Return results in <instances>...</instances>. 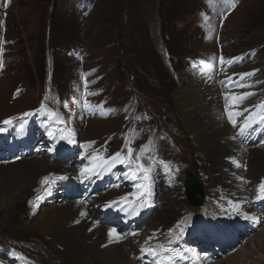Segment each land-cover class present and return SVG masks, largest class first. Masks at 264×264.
<instances>
[{
    "label": "rangeland",
    "instance_id": "rangeland-1",
    "mask_svg": "<svg viewBox=\"0 0 264 264\" xmlns=\"http://www.w3.org/2000/svg\"><path fill=\"white\" fill-rule=\"evenodd\" d=\"M0 62V128L27 135L35 127L26 138L27 144L35 147L30 146V155L27 145L14 150L18 154L9 161L2 156L0 165L38 158L51 162L50 150L57 148L62 138L64 145L74 143L77 155L57 161L62 167L83 164L95 153L100 164L106 165L120 153L123 162H114L106 177L108 188L98 187L110 193L97 195L108 197L114 195L113 190L123 193L116 187L115 177L124 181L125 173L132 174L133 182L153 188L147 189L154 198L148 218L132 228L128 217L122 215L113 228L126 241L136 237L137 244L143 238L151 241L146 251L130 254L133 264L157 263L170 257L176 264H264V196L256 195L262 193L248 184L252 177L249 159L241 166L248 178L240 199H250L252 216L260 219L251 234L240 236L237 246L231 242L213 257L201 241L191 240L197 245L189 240L187 255L179 248H173L180 251L178 256L164 251L177 242L171 241L169 232L183 234L189 226L196 233L198 225L201 231L208 227L221 232V224L242 226L249 218L240 211L217 207L210 163L190 136L175 96L181 83L190 86L184 80L190 71L224 69V75L232 73L227 77L232 80H224V87L233 81L241 88L248 85L234 98L238 103L223 105L225 121L244 147L264 152V120L260 119L264 116V0H0ZM242 111L245 115L239 117ZM8 120L11 122L4 123ZM92 123L98 124L93 127ZM41 124L52 135L60 134L47 138L41 133L44 127H37ZM244 124L250 125L245 137L241 133ZM19 135L11 133L8 139L0 136L2 149L21 144ZM38 148L44 152H37ZM128 164L132 167L127 168ZM140 165L148 170L147 178ZM168 169L176 172L171 179L178 176L177 183L167 182ZM231 175L232 184L226 186L239 189L241 181ZM193 177L207 196L202 209L189 204L185 191V184ZM260 179L250 183L260 186L264 176ZM58 180L47 199L51 204L63 192H78L77 186L66 189ZM69 180L80 181L65 177L63 183L72 186ZM38 185L26 198L15 200L8 213L0 210V264H22L23 260L28 264H84L26 226L31 199L44 191V186ZM91 200L92 205L91 201L87 205L90 215L102 220L105 213H98L104 206L97 199ZM147 202L152 205V200ZM112 216L108 222L115 221ZM207 217L209 225L205 226ZM232 229L224 228L225 241L234 237L236 228ZM153 241L159 242L153 245ZM235 254L238 256L232 257Z\"/></svg>",
    "mask_w": 264,
    "mask_h": 264
},
{
    "label": "bare ground",
    "instance_id": "bare-ground-1",
    "mask_svg": "<svg viewBox=\"0 0 264 264\" xmlns=\"http://www.w3.org/2000/svg\"><path fill=\"white\" fill-rule=\"evenodd\" d=\"M191 73L192 71H190V74L184 76V80L187 81L190 86L181 83L175 97L179 104V110L184 114V121L186 122L190 136L193 137L194 142L198 145L207 163H210L208 172L211 173L215 184V191L213 194L216 205L219 209L220 206H225L232 210L240 211L242 214L247 213V216L251 218L253 217L252 210H254V207L252 204L249 205L250 199H240L243 194L246 179L248 178V175L243 173L241 166L245 159H249L252 177L249 183H247L253 184L255 190L258 189L259 186L256 185L258 182L257 180L264 176V152H259L257 148L250 147L251 149H247L244 147L242 145L243 143L237 140L234 131L225 121L226 117L224 118V113L222 111L223 105L230 104L232 101L235 104L238 101V99H236V101L234 98H237L238 95L243 93L245 91V86L248 84L243 85L244 87L241 88L239 84L233 85L235 82L233 81L224 87V80H232L230 77L227 78L232 75V73L227 74L226 72L224 75V69H222L221 72L200 70ZM234 80H236V78ZM221 81L223 84H220ZM222 93L225 95L224 98L222 97ZM257 102L258 100L255 101V103ZM244 115L242 111L239 117ZM255 122L256 121H254V123ZM97 124L98 123H92L91 126L94 127ZM260 158L263 159L258 163ZM100 161L99 155L95 153L92 157H88L85 163L79 164L78 166L62 167L54 158L51 159V162L44 158H38L16 161V163H11L8 166L0 165V210L8 213L13 207L15 200L18 198H26L31 193L30 191L32 188L39 186L38 183L42 184L41 182H44L47 188L42 194L34 196L30 201V221L28 220L25 222L27 227L47 237L52 243L51 245L54 244L55 246L63 247L68 255L75 256L78 259L81 258L84 264H133L129 259L130 254H140L141 249H147L151 241L143 238L141 244H137L136 240L139 239L138 237L126 241L116 230L93 219L89 209L85 208L89 201H91L90 205H92L91 199L94 198V200L97 199L98 203L103 205L105 209H109L108 212L112 214V209L119 206L120 202L118 203L117 200H119L121 196V205L133 203V199L126 197L129 192L119 195L113 190L112 193L114 195H109L108 197L95 195L90 196L86 201L80 199L79 191H82V189H85V192L92 191L94 193L93 182L90 180L91 177H94V174L100 173L94 178L95 180L102 175L100 179L96 180V183H98L105 177L108 170L114 168L116 165V163L114 164L113 161H110L113 163H107L106 167H102L103 163L100 164ZM96 165L100 169H98ZM168 170L170 173H165V175H168V177H166L167 182L177 183L179 181L178 176L173 177V180L171 179V174L176 175V172L171 173V170ZM231 174L236 175L241 181V184L238 185L239 189L234 190L235 188L226 186L228 182L232 184V179L229 178V176H232ZM61 176L78 178L82 182L78 184L79 181L68 187L72 190L77 186L78 192L69 194L63 192V195L57 199L58 201L51 204L50 200L47 199L52 196L56 187V181ZM46 177L48 178L47 182H45ZM129 179H132V174L130 173ZM149 180L151 182L154 181L152 178H148V181ZM163 180L164 179H162V181ZM252 180L257 182L250 183ZM147 189L153 191L151 185H148ZM231 190L235 192L230 195ZM236 196L239 197V199L236 200ZM38 197L40 198L38 199ZM142 202V199H140V205H142ZM197 208L200 207H195V209ZM116 211L117 213L115 215L123 213L119 209ZM155 230L157 229L154 228V231ZM198 243H200V241ZM200 249L199 246V250ZM240 253H242V251ZM236 255L237 254L232 257L235 258L238 256ZM24 264H28L27 261ZM232 264H235V261H233Z\"/></svg>",
    "mask_w": 264,
    "mask_h": 264
},
{
    "label": "water",
    "instance_id": "water-1",
    "mask_svg": "<svg viewBox=\"0 0 264 264\" xmlns=\"http://www.w3.org/2000/svg\"><path fill=\"white\" fill-rule=\"evenodd\" d=\"M187 191H188L189 201L194 207H199L204 204V197H205L204 191L203 188L197 182L195 177L192 178V181H189L187 183Z\"/></svg>",
    "mask_w": 264,
    "mask_h": 264
},
{
    "label": "snow or ice",
    "instance_id": "snow-or-ice-1",
    "mask_svg": "<svg viewBox=\"0 0 264 264\" xmlns=\"http://www.w3.org/2000/svg\"><path fill=\"white\" fill-rule=\"evenodd\" d=\"M0 67H2V62H0ZM43 107V106H42ZM260 119L261 120H264V116H261L260 117ZM11 121L10 120H8V121H4V123H6V124H8V123H10ZM233 123L235 124V121H233ZM244 127H250V125L249 124H245V126ZM244 127H242L241 128V132L243 133V131H244ZM50 135H51V133H50ZM129 153L131 154V149H129ZM112 161L113 162H116V161H118V160H120V162H123V160L121 159V154L120 153H116L112 158ZM235 162V161H234ZM237 166H239V165H237ZM140 168H141V170H143L144 172H145V178H147V169H144L143 168V165H140L139 166ZM165 167H167V165H165ZM47 177L45 178V182H47ZM260 191H261V193H264V183H262L260 186ZM40 197H38V199H39ZM83 214V213H82ZM245 215V217L247 218V213H245L244 214ZM143 251V250H142Z\"/></svg>",
    "mask_w": 264,
    "mask_h": 264
}]
</instances>
